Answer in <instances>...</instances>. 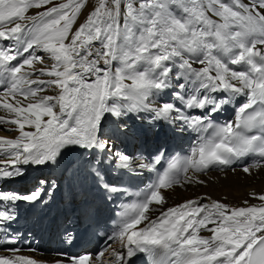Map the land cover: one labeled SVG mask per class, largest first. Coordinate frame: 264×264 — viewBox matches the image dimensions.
<instances>
[{"label": "snow or ice", "instance_id": "snow-or-ice-1", "mask_svg": "<svg viewBox=\"0 0 264 264\" xmlns=\"http://www.w3.org/2000/svg\"><path fill=\"white\" fill-rule=\"evenodd\" d=\"M89 7V0L59 4L53 0H0V109L11 114L8 119L0 117V123L16 125L19 131L14 140H0V148L10 153L9 159L0 161L5 165L0 168V179L12 176L21 162L54 163L67 145L107 149L119 166L130 167V157L113 152L110 142L97 139L102 116L111 112L119 117L120 108L152 112L153 119L169 123L184 120L207 131L210 125L202 117L189 120L174 105L156 104L149 98L152 90L164 86L170 71L165 62L174 60L186 75L191 73L199 80L200 88L247 96L234 121L217 127L212 138L193 149L185 172L210 166H221L223 171L233 160L253 153L260 159L244 166L243 172L264 168V0H231L230 4L224 0H98V6L91 11ZM30 9L44 10L28 15ZM177 9L182 16L173 14ZM82 13H87L86 21L73 30ZM21 43L23 52L32 50V54L10 67L22 55L17 50ZM220 52L229 54L227 63L218 57ZM49 61L50 66L38 67ZM114 61L119 66L114 68ZM141 63L149 66L148 72L136 70ZM229 63L247 67L236 71ZM157 68L160 73L153 75ZM48 89L55 94H43ZM110 99L114 101L111 106ZM127 100L134 102L118 103ZM209 103L207 97L193 95L185 107L203 109ZM219 108L216 103L212 110ZM253 129L260 130L259 134L247 135ZM185 180L191 182L187 176ZM180 182L163 176L144 203L132 206L131 219L109 238L118 239L127 251L113 248L115 261L109 264H128L137 253L155 256L157 247L168 256L159 264H264V203L230 207L217 201L201 204L189 200L151 219L150 205L164 201L161 189ZM51 192L49 188L48 194ZM40 197L38 188L24 197L0 194V201L33 203ZM256 198L264 201V195ZM14 219L11 209H0V228ZM144 222L145 227L138 228ZM202 229L211 235L199 236ZM2 251L11 255L0 254V264H45L19 255V248ZM104 255L103 251L59 254L64 259L54 264H104Z\"/></svg>", "mask_w": 264, "mask_h": 264}, {"label": "bare ground", "instance_id": "bare-ground-1", "mask_svg": "<svg viewBox=\"0 0 264 264\" xmlns=\"http://www.w3.org/2000/svg\"><path fill=\"white\" fill-rule=\"evenodd\" d=\"M243 2L248 3L247 0H243ZM89 5L90 7L88 10L91 11L92 8L98 6V0H89ZM36 12L37 9H31L28 15H34ZM175 16L180 17L181 15L177 13ZM86 19L87 13H82L77 18V22L73 25V30L83 24ZM8 43H11V41ZM23 47V43L17 45V50L20 51L22 55H19L17 60L13 61L10 67H14L20 61L27 59L29 55L32 54V50L29 52H23ZM44 55L45 54L42 53V56ZM48 63L51 64V61ZM49 64L38 65V67H46L49 66ZM113 67H117L116 61H114ZM42 79H47V77H42ZM32 87H35V85ZM0 91H3V85L1 86ZM43 94L55 93H53L51 89H48L47 92ZM112 102L114 101L110 99L108 105L110 106ZM10 116L11 114L0 109V117L8 119ZM44 119L46 120L47 118L45 117ZM97 132L100 140L108 141L110 144H113L118 137L122 140L125 139L123 135H117L108 130L104 115L102 116ZM18 136L19 131L16 125L0 123V140H14ZM80 152L81 151H78V153ZM9 158L10 153H4V149L0 148V160H6ZM44 169L45 167L42 168V170ZM37 172L42 173L41 171ZM185 176L189 177L191 182H187L184 177L180 184L172 186L169 189L161 190L164 201L156 207H152L148 213L149 216L157 215L166 211L168 208L176 207L189 200H198L201 204H211V202L217 201L225 203L230 207H245L248 205L259 206L264 203V201H260L256 198L260 195H264V168L252 167L249 173L243 172L242 169H235V171L229 169L222 172L212 170L204 174H198L191 169ZM8 181H10L9 178ZM65 187L67 190L71 189V186L68 183L65 184ZM253 193H255L256 196H253ZM246 201L247 204L245 203ZM211 226L212 225H209V227ZM198 235L207 237L210 236L211 233L202 229L199 231ZM112 247L117 248L119 251H123L120 241H117ZM36 258L46 259L47 257L37 255ZM102 259L104 264H109L110 260L113 262L115 261V259L109 255H104Z\"/></svg>", "mask_w": 264, "mask_h": 264}, {"label": "rangeland", "instance_id": "rangeland-1", "mask_svg": "<svg viewBox=\"0 0 264 264\" xmlns=\"http://www.w3.org/2000/svg\"><path fill=\"white\" fill-rule=\"evenodd\" d=\"M53 1H59V0H53ZM63 2H66V0H62L61 2H59V3H63ZM161 144H163V141L162 142H160L158 145H161ZM50 248H52L51 246H50Z\"/></svg>", "mask_w": 264, "mask_h": 264}]
</instances>
